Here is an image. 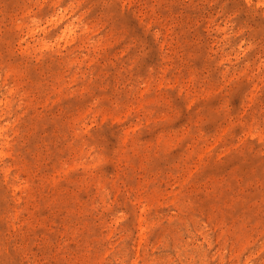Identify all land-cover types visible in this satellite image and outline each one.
Returning a JSON list of instances; mask_svg holds the SVG:
<instances>
[{"label":"rangeland","instance_id":"374dc122","mask_svg":"<svg viewBox=\"0 0 264 264\" xmlns=\"http://www.w3.org/2000/svg\"><path fill=\"white\" fill-rule=\"evenodd\" d=\"M260 2L0 0V264H264Z\"/></svg>","mask_w":264,"mask_h":264},{"label":"clouds","instance_id":"9594fccd","mask_svg":"<svg viewBox=\"0 0 264 264\" xmlns=\"http://www.w3.org/2000/svg\"><path fill=\"white\" fill-rule=\"evenodd\" d=\"M249 3H251V0H249ZM259 7L264 8V0H261ZM229 102L231 101L229 100Z\"/></svg>","mask_w":264,"mask_h":264}]
</instances>
